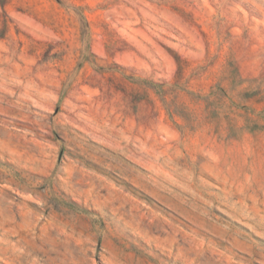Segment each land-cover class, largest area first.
<instances>
[{
    "label": "rangeland",
    "instance_id": "rangeland-1",
    "mask_svg": "<svg viewBox=\"0 0 264 264\" xmlns=\"http://www.w3.org/2000/svg\"><path fill=\"white\" fill-rule=\"evenodd\" d=\"M0 264H264V0H0Z\"/></svg>",
    "mask_w": 264,
    "mask_h": 264
}]
</instances>
